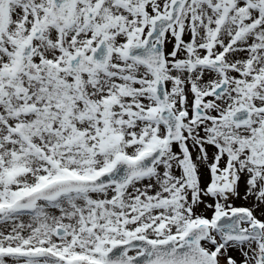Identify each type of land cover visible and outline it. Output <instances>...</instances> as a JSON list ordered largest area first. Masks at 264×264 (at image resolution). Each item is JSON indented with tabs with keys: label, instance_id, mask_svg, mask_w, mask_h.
Wrapping results in <instances>:
<instances>
[{
	"label": "snow or ice",
	"instance_id": "1",
	"mask_svg": "<svg viewBox=\"0 0 264 264\" xmlns=\"http://www.w3.org/2000/svg\"><path fill=\"white\" fill-rule=\"evenodd\" d=\"M0 264H264V0H0Z\"/></svg>",
	"mask_w": 264,
	"mask_h": 264
}]
</instances>
